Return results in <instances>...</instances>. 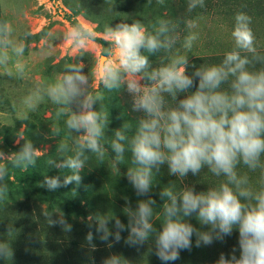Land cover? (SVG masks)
<instances>
[{
  "label": "clouds",
  "instance_id": "1",
  "mask_svg": "<svg viewBox=\"0 0 264 264\" xmlns=\"http://www.w3.org/2000/svg\"><path fill=\"white\" fill-rule=\"evenodd\" d=\"M156 2L163 5L165 0ZM204 7L205 0H187L188 13ZM185 23L189 32L183 38L180 21L172 19L157 18L151 30L140 20L105 26L108 46L97 63L96 80L107 93L127 92L131 111L139 114L134 121L120 112L117 119L123 123L109 129L110 113L102 107L104 95L90 91L89 76L80 62L65 63L54 79L25 99L27 107L35 111L37 101L46 97L56 106L57 117L63 119V128L50 126L49 138L63 133V139L56 145V158L50 157L46 164L67 170L66 174L62 178L45 174L37 186L56 192L72 185L76 196L85 164L92 156L103 162L107 144L114 162L127 165L124 175L139 199L135 207L128 201L124 208L127 224L118 216L88 217L90 230L85 239L92 250L96 249L93 227L109 248L112 240L120 242L126 231V245L138 248L151 242L157 258L171 264L180 259L181 251L192 249L193 237L196 247L209 246L223 242L236 230L239 255L233 247L228 256L221 253L214 264H264V54L257 49L252 18L237 12L232 49L217 64L197 66L186 54L198 39L190 31L195 24ZM32 35L25 31L23 38H18L11 24L0 20V68L7 76L23 78V70L14 72L10 65L24 57V41ZM45 39L70 41L82 55L96 33L74 24L61 36L49 32ZM158 54L159 64L153 66L150 57ZM21 140L24 142L17 151L6 154L0 150V204L8 199L9 166L35 168L42 154L23 135L15 142ZM164 165L175 177L197 176L206 168L222 179L204 191L186 184L179 190L165 185L158 192L162 203L157 205L150 193ZM54 213H44L48 225L71 231L64 214L53 218ZM193 216L206 230L189 222ZM154 217L159 218V228ZM12 257V247L0 242V259ZM102 264L128 261L112 253Z\"/></svg>",
  "mask_w": 264,
  "mask_h": 264
},
{
  "label": "rangeland",
  "instance_id": "2",
  "mask_svg": "<svg viewBox=\"0 0 264 264\" xmlns=\"http://www.w3.org/2000/svg\"><path fill=\"white\" fill-rule=\"evenodd\" d=\"M237 12H244L252 18L256 46L264 54V0H205V7L197 8L192 13L187 12V0H165L163 5L157 4L156 0H0V20H7L18 38H23L25 31L33 33L24 41L27 45L24 57L10 65L14 72L22 69L23 78L9 77L0 68V150L6 154L17 151L24 141L21 140L20 144L15 141L23 135L42 153L37 159V168L18 170L9 166L6 180L8 199L0 204V242L12 247L13 257L7 261L0 259V264H102L103 259L112 253L120 254L128 264H163L155 255L151 242L138 248L126 245V231L121 233V241L117 243L112 240L113 246L109 248L95 234L93 227L91 230L96 249L89 247L85 237L90 230V215L118 216L127 224L124 208L128 201L135 207L139 198L124 175L126 171H113L109 166L102 169L103 173L97 175V182L92 186L82 181L74 197L72 185L56 192L38 187L37 182L43 179L40 165L57 155L56 145L63 139V133L60 137L49 138L50 126L63 128V119L57 117L56 106L46 97L37 101L35 111L30 110L24 101L54 79L65 63L80 62L89 76L90 91L104 95L102 107L106 113H110L109 129L123 123L117 119L120 112L127 120L134 121L139 114L131 111V97L127 92L107 93L96 80L97 63L102 50L108 46L105 26L114 27L119 22L140 20L151 30L157 18L172 19L180 21V36L183 38L189 32L185 22L191 21L195 27L190 31L197 34L198 39L191 52L186 54L192 63L200 66L219 63L224 54L232 49L231 32ZM74 24L90 27L96 33V39L88 43L82 55L80 50L71 46L70 41L49 39L46 42L47 33L61 36ZM160 55L150 57L153 66L159 64ZM96 108L99 109L98 103ZM6 133L12 144L6 142ZM110 136L109 132L106 139ZM105 148L106 156L111 155L107 144ZM46 174L53 176L52 172ZM252 175L255 178L256 174ZM220 179L206 168L197 176L189 173L185 178L175 177L168 173L167 165H164L155 177L157 184L150 194L160 205L162 201L158 192L165 185L179 190L186 184L194 186L196 191H204ZM84 189L92 190L94 195L82 191ZM62 192H66L69 199L61 196ZM156 211L158 213L159 209ZM53 212V218L64 214L71 231L65 232L60 225H48L44 213L50 215ZM189 222L206 230V226L200 225L195 216L189 218ZM154 223L160 227L158 217H154ZM112 224L114 221L110 222V228ZM233 247L237 248L238 256L236 230L223 242L215 241L209 246L196 247L193 237L192 249L181 251L180 259L171 264H214L221 253L228 256Z\"/></svg>",
  "mask_w": 264,
  "mask_h": 264
},
{
  "label": "trees",
  "instance_id": "3",
  "mask_svg": "<svg viewBox=\"0 0 264 264\" xmlns=\"http://www.w3.org/2000/svg\"><path fill=\"white\" fill-rule=\"evenodd\" d=\"M10 133V132H9ZM5 140L7 143H10L12 144V140L9 138V136H7V133L5 135ZM51 158H56V156H53ZM48 160V159H47ZM46 160V161H47ZM46 161H44L40 167H41V178H43V176L47 173V172H52L53 173V176L54 175H61V178H62V175L66 174V171L67 170H58V169H55V168H48L47 164H46ZM129 162V157L128 155H126V159H125V163H128ZM110 167L111 170L113 171H127V165L126 164H121V165H118L114 162V156L113 154L109 155V156H106L105 157V160L103 162H99L95 159L94 156H92L88 161L87 163L85 164V169L81 172V176H82V181L83 182H86L88 183L89 185H93L94 183L97 182V175H101L103 172L102 169H106V167ZM37 168V166H36ZM89 172V173H87ZM82 191H85V192H88L89 194L91 195H94V193L92 192V190H87V189H84ZM66 192H62V194H60L61 196H63L64 198L66 199H69L70 196H68L67 194H65ZM77 200V199H75ZM74 204H76L75 201H73Z\"/></svg>",
  "mask_w": 264,
  "mask_h": 264
},
{
  "label": "water",
  "instance_id": "4",
  "mask_svg": "<svg viewBox=\"0 0 264 264\" xmlns=\"http://www.w3.org/2000/svg\"><path fill=\"white\" fill-rule=\"evenodd\" d=\"M102 57V56H101ZM101 57H100V59H101Z\"/></svg>",
  "mask_w": 264,
  "mask_h": 264
}]
</instances>
